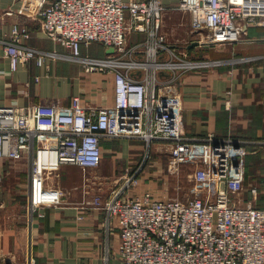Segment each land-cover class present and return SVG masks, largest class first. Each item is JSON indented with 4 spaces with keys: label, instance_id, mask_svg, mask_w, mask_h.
<instances>
[{
    "label": "built area",
    "instance_id": "2783aa9c",
    "mask_svg": "<svg viewBox=\"0 0 264 264\" xmlns=\"http://www.w3.org/2000/svg\"><path fill=\"white\" fill-rule=\"evenodd\" d=\"M177 9L189 15L197 48L232 45L250 27H264V0H180ZM165 11L161 0H50L42 6L44 34L68 49L86 72L111 73L115 101L88 109L76 95L68 104L0 105V160L28 165L26 208L33 219L43 215V207L61 203L52 175L63 166L97 170L104 141L140 140L143 161L127 167L108 196L99 192L85 202L105 212V228L119 229L121 264H264V206L241 196L247 158L264 150V139L186 134L179 87L185 73L206 62L167 46L161 33ZM132 33L146 39L130 44ZM29 35L26 25L14 23L4 41L13 71L27 61L46 62L48 52L24 43ZM92 43L114 52L84 56L82 46ZM163 52L168 58H160ZM162 71L169 76L161 77ZM154 151L171 163L192 166L188 198L130 194ZM95 184L92 177L83 179V188ZM109 258L108 249L105 264Z\"/></svg>",
    "mask_w": 264,
    "mask_h": 264
},
{
    "label": "crops",
    "instance_id": "0c3cea01",
    "mask_svg": "<svg viewBox=\"0 0 264 264\" xmlns=\"http://www.w3.org/2000/svg\"><path fill=\"white\" fill-rule=\"evenodd\" d=\"M48 1L0 0V105L68 104L73 96L79 95L88 109L112 106L115 101L113 75L103 71L86 72L80 62L69 56L68 49L42 31L38 12ZM179 1L161 0L166 9L161 33L169 48L187 51L195 45L189 28L190 17L177 9ZM14 23L28 27L30 35L24 42L26 45L49 53L42 66L31 60L20 64L16 71L11 69L4 41L9 39ZM145 39V34L132 33L129 43ZM96 46L104 47L100 43L83 45L82 54L100 57L103 53L94 52ZM224 46L218 50L215 60L198 59L206 62L201 68L212 66V69L192 70L182 78L179 88L184 98L186 134L192 138L214 134L262 140L264 27H250L242 41ZM160 58L166 59L168 54L163 52ZM212 61H215L213 65ZM135 73L143 75V72ZM121 142V154L128 157L132 143ZM107 143L115 145L114 140ZM23 164L0 160V264H105L108 249L109 264H121L119 229L105 228V212L85 203L99 192L108 196L109 188H61L64 182L72 180L71 165L63 166L52 175L53 185L62 194L61 203L43 207L42 216L36 214L30 219L26 208L27 183L22 184L17 169ZM144 179L142 176L131 195L145 192L154 195V188Z\"/></svg>",
    "mask_w": 264,
    "mask_h": 264
},
{
    "label": "rangeland",
    "instance_id": "374dc122",
    "mask_svg": "<svg viewBox=\"0 0 264 264\" xmlns=\"http://www.w3.org/2000/svg\"><path fill=\"white\" fill-rule=\"evenodd\" d=\"M220 48L221 47H192L188 49L186 53L188 57L192 59L210 58L215 60L214 58L217 57V52ZM94 52L109 54L114 52V48H105L100 46V48L97 47ZM103 54L99 55L100 57L98 58H104L105 56L103 57ZM201 69L209 70L212 69V66L198 68L194 71ZM121 141L122 140L117 139L114 140L115 145L113 146H110V144L105 142L103 145V162L97 170L84 171L80 167L73 165L69 166V172L72 180L70 182H64L61 188H83V179L86 176L92 177L93 181L96 179V184L93 185L94 188L119 187L121 177L124 175L125 169L129 166L131 167V165H135L137 167V165L143 161V153L145 151L143 142L140 140L138 141L137 139H131L129 140L132 143L131 152L128 157H125L121 154ZM146 164V169L143 174V176H145L144 180L150 184L149 186L151 188H154L155 197L180 199L188 198V191L191 186V174L193 170L191 165H178L171 163L165 154L158 153L157 151L150 154ZM27 166L28 165L24 163L17 168L20 174L19 177L21 181L23 180L22 184L24 185L27 183L28 179ZM262 178H264V150H260L258 153L252 154L248 159L245 188L241 194L244 200H252L256 205H264V183L262 184ZM101 181L103 183H101ZM0 184L2 183L0 182ZM254 190H256V194H254Z\"/></svg>",
    "mask_w": 264,
    "mask_h": 264
},
{
    "label": "trees",
    "instance_id": "16d2710c",
    "mask_svg": "<svg viewBox=\"0 0 264 264\" xmlns=\"http://www.w3.org/2000/svg\"><path fill=\"white\" fill-rule=\"evenodd\" d=\"M161 77H167V76H169V72H167V71H162V72H160V74H159ZM105 142H107V141H104L103 142V145L105 144ZM251 156V155H250ZM249 156V157H250ZM249 157L247 158V167H248V159H249ZM142 159V158H141ZM131 167H132V169H134L136 166L134 165V166H132L131 165ZM246 176H247V170H246ZM263 179V178H262ZM257 206H264V205H257Z\"/></svg>",
    "mask_w": 264,
    "mask_h": 264
},
{
    "label": "water",
    "instance_id": "95a60500",
    "mask_svg": "<svg viewBox=\"0 0 264 264\" xmlns=\"http://www.w3.org/2000/svg\"><path fill=\"white\" fill-rule=\"evenodd\" d=\"M9 263H10V262H9ZM9 263H8V264H9Z\"/></svg>",
    "mask_w": 264,
    "mask_h": 264
}]
</instances>
